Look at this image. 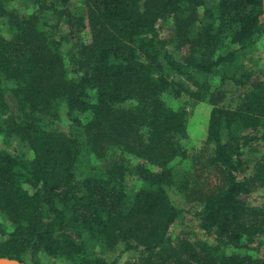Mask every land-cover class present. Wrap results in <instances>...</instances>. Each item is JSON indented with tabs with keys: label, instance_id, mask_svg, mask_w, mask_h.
Listing matches in <instances>:
<instances>
[{
	"label": "trees",
	"instance_id": "16d2710c",
	"mask_svg": "<svg viewBox=\"0 0 264 264\" xmlns=\"http://www.w3.org/2000/svg\"><path fill=\"white\" fill-rule=\"evenodd\" d=\"M263 37L264 0H0V257L264 264Z\"/></svg>",
	"mask_w": 264,
	"mask_h": 264
},
{
	"label": "rangeland",
	"instance_id": "374dc122",
	"mask_svg": "<svg viewBox=\"0 0 264 264\" xmlns=\"http://www.w3.org/2000/svg\"><path fill=\"white\" fill-rule=\"evenodd\" d=\"M71 4L78 5L79 0H71ZM16 7H19V4L15 5ZM23 6V7H22ZM25 5H21V10H24ZM30 10H32L30 8ZM247 67L251 70H255V74H260L261 77L264 79V37L258 42V49L254 52L253 57L251 60H246ZM218 79L215 78V83L217 84ZM229 89L233 88V85L230 83V85L226 86ZM169 98L168 101L171 102L174 106H177L178 104H185L187 110L189 111L188 115V122H187V135L186 138L183 139V143L186 147L194 148L201 144V141L205 139L206 136V127H207V121H208V113L210 110V106L206 103H195L192 104L188 101L186 96H182L179 99ZM65 124H59L56 127L57 128H63ZM2 138H0V145L2 144ZM94 160V158H92ZM130 187H135L136 182L131 181ZM171 200L172 202L178 206V207H184L185 203L178 196L177 194H171ZM3 221V217L0 214V222ZM173 232H178V235H183L184 237H189L191 240H196L199 238H203L200 233L197 230L196 224L193 221H188V218L185 219V222L183 225H176L173 229ZM128 256V254H123L120 257L119 263L125 264V259ZM47 260H44L46 262Z\"/></svg>",
	"mask_w": 264,
	"mask_h": 264
},
{
	"label": "water",
	"instance_id": "95a60500",
	"mask_svg": "<svg viewBox=\"0 0 264 264\" xmlns=\"http://www.w3.org/2000/svg\"><path fill=\"white\" fill-rule=\"evenodd\" d=\"M0 264H27V263L19 261L17 259L0 257Z\"/></svg>",
	"mask_w": 264,
	"mask_h": 264
}]
</instances>
